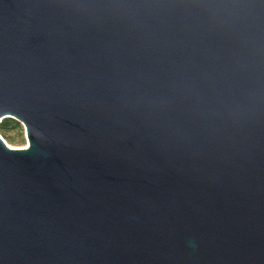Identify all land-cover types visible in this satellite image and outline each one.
<instances>
[{
    "label": "water",
    "instance_id": "95a60500",
    "mask_svg": "<svg viewBox=\"0 0 264 264\" xmlns=\"http://www.w3.org/2000/svg\"><path fill=\"white\" fill-rule=\"evenodd\" d=\"M0 264H264V0H0Z\"/></svg>",
    "mask_w": 264,
    "mask_h": 264
},
{
    "label": "rangeland",
    "instance_id": "374dc122",
    "mask_svg": "<svg viewBox=\"0 0 264 264\" xmlns=\"http://www.w3.org/2000/svg\"><path fill=\"white\" fill-rule=\"evenodd\" d=\"M5 118H12V117H5ZM12 119L15 120L14 118ZM17 122L19 123V126L15 128L9 127L5 131V135L2 136V134H0V136L11 148H25L28 146V140L25 135V127L21 122L19 121Z\"/></svg>",
    "mask_w": 264,
    "mask_h": 264
},
{
    "label": "trees",
    "instance_id": "16d2710c",
    "mask_svg": "<svg viewBox=\"0 0 264 264\" xmlns=\"http://www.w3.org/2000/svg\"><path fill=\"white\" fill-rule=\"evenodd\" d=\"M19 126V123L16 120H13L12 118H4L0 121V134L5 135V131L11 127L15 128Z\"/></svg>",
    "mask_w": 264,
    "mask_h": 264
}]
</instances>
